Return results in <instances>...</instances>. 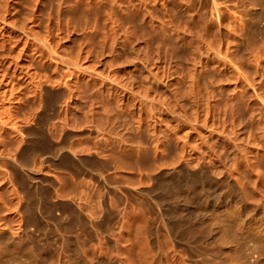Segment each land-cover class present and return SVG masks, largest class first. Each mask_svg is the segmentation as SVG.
<instances>
[{
  "label": "bare ground",
  "instance_id": "obj_1",
  "mask_svg": "<svg viewBox=\"0 0 264 264\" xmlns=\"http://www.w3.org/2000/svg\"><path fill=\"white\" fill-rule=\"evenodd\" d=\"M9 263L264 264V0H0Z\"/></svg>",
  "mask_w": 264,
  "mask_h": 264
},
{
  "label": "rangeland",
  "instance_id": "obj_2",
  "mask_svg": "<svg viewBox=\"0 0 264 264\" xmlns=\"http://www.w3.org/2000/svg\"><path fill=\"white\" fill-rule=\"evenodd\" d=\"M87 231H91V230H87ZM88 234H90V235H88ZM88 234L86 233V236L84 235V238L85 237H87V238H89V239H87V238H85L86 239V241L88 242V244H91V243H94V238H93V233H92V231H91V233L90 232H88ZM88 235V236H87ZM90 236V237H89ZM93 240V241H92ZM89 242H91V243H89ZM10 264V263H9ZM12 264V263H11Z\"/></svg>",
  "mask_w": 264,
  "mask_h": 264
}]
</instances>
